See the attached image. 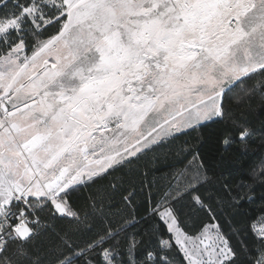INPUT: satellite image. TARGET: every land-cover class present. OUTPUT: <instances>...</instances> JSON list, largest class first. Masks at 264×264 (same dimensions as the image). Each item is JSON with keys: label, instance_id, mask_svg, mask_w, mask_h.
<instances>
[{"label": "snow or ice", "instance_id": "6c2138e0", "mask_svg": "<svg viewBox=\"0 0 264 264\" xmlns=\"http://www.w3.org/2000/svg\"><path fill=\"white\" fill-rule=\"evenodd\" d=\"M257 95L264 0H0V264H264V159L147 179L211 125L234 165Z\"/></svg>", "mask_w": 264, "mask_h": 264}, {"label": "trees", "instance_id": "16d2710c", "mask_svg": "<svg viewBox=\"0 0 264 264\" xmlns=\"http://www.w3.org/2000/svg\"><path fill=\"white\" fill-rule=\"evenodd\" d=\"M262 109H264V103H262L259 95L246 104L244 115L256 130V135L253 137L255 142L248 145V154L241 156L234 165H227L224 161H221L220 156L222 153L219 151V145L215 141V131L218 126L211 125L194 133L192 136H182L158 149L148 166L152 171L147 179L150 181L158 180L163 183L165 178H170L171 174L183 168L188 163V160L191 159L190 156L187 159L185 157L187 149L192 144L198 146L203 163L209 169L207 174L210 177L215 178V175H218L225 167L243 168L250 163L258 166L260 160L264 159V147H261L264 144V134H262L264 133V111ZM185 141H188V143L186 144ZM181 149H184V151ZM253 153L256 155L254 156ZM145 171H148V169H145ZM235 175L239 176V173H235Z\"/></svg>", "mask_w": 264, "mask_h": 264}]
</instances>
